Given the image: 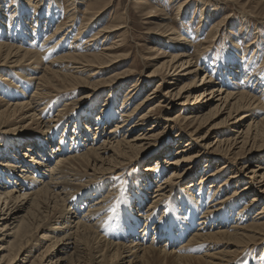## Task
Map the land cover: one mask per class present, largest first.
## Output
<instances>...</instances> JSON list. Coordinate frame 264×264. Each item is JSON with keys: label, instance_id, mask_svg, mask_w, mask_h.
I'll return each mask as SVG.
<instances>
[{"label": "bare ground", "instance_id": "1", "mask_svg": "<svg viewBox=\"0 0 264 264\" xmlns=\"http://www.w3.org/2000/svg\"><path fill=\"white\" fill-rule=\"evenodd\" d=\"M30 1H34L36 13L40 12V0ZM29 2L26 0L25 4ZM237 2L243 4L241 18H253L252 9H261L264 14V0ZM178 4L176 18L184 13L185 4L182 1ZM5 5L6 8H2ZM71 5L72 9L67 11L71 21L67 28L70 29H63L65 25L62 24L50 31L47 25L55 19L53 15L46 17L43 30L38 24L31 28L26 22L27 14L21 12L19 5L0 0V135L4 137L0 146L2 142L10 143L0 152V264H233L236 259L233 257L240 251L251 248V253L264 246V205L250 217L252 209L264 203V153L253 159L256 164L248 171L249 160L240 162L253 151H264V91H255L261 84L259 78L255 89L243 87L241 83L251 71L238 61L237 65L223 70L229 78L222 82L219 76L189 58V52L182 48L188 47L189 40L176 34L167 24V17L159 19L151 14L154 8L146 5L149 12L145 17L155 19L151 24L156 32L154 35L159 38L154 41L157 45L154 53L164 51L160 64L147 74V79L154 80L164 71L163 79H169L164 85L167 89H163V98L131 123L136 112L149 104L150 97L153 94V98L156 97L162 84L159 81L140 98V103L133 105L143 90L139 88V80H128L134 69L120 67L124 54H117L116 50L123 45L124 36L114 41L115 36L111 44L106 42L125 29L126 23L118 21L117 17V22L100 26L102 28L87 39L88 43H94L90 49V45H82L83 35L89 34L87 27L97 24L108 8L103 1H94L80 13L76 0H71ZM12 9L13 16L20 20L19 25L10 19L12 15L8 10ZM199 11V20L216 18L208 33V39L213 40L214 31H218V26L228 18L221 21L214 13H206L203 6ZM78 13L83 15V24L72 36ZM6 14L11 22L3 18ZM15 29L19 31L16 33ZM64 30L68 31L60 39ZM170 41H174L171 53L165 55ZM22 45L27 47L22 49ZM145 46L142 45L146 49ZM251 46L252 43L247 42L245 47ZM46 56L55 58L49 61ZM13 73L15 80L10 81L8 77ZM199 76V84L194 83ZM127 81L132 82L125 86ZM84 87V93L72 101L73 93ZM260 89L261 86L258 91ZM122 90L125 94L119 108L115 101ZM136 91L132 98L130 95ZM103 92H106L105 103L101 106L100 118L81 115L73 121L70 114L85 106L79 100L88 97L92 102ZM170 97L178 103L174 105L168 100ZM189 97L194 98L193 104L187 103ZM54 98L64 102L56 106L61 109L51 117V111L46 108ZM71 105L74 109L70 111ZM112 107L115 116L119 112L120 121L106 129L109 120H114L106 116ZM175 110L177 113L168 115L164 121L155 119L144 128L145 122L156 113ZM181 118L192 132L185 129L186 126L181 127L172 145H157L164 137L159 130H175ZM218 118L223 119L200 137L203 144L195 145L192 138L198 135L199 127L209 126ZM62 123L65 125L63 133L58 129ZM91 124L94 128L89 132ZM9 127L14 130L5 131ZM70 128L75 138L65 135V130ZM57 130L62 133L59 137ZM23 132L27 134H20ZM153 147L158 148V152L150 158L140 156ZM197 147L200 148L195 150ZM172 149L175 152L170 155ZM203 159L201 175L194 179ZM156 161L163 166L160 175L153 173ZM215 162H222V166ZM143 163L148 165L143 167ZM125 165H128L125 172L136 166H141L142 170H138L133 179L136 187L113 209L119 198L115 196L114 201L113 192L122 184L113 189L112 178L119 177ZM245 171L247 173L242 175ZM227 172L229 176L221 178ZM187 176H191L190 181L181 186L178 197L174 196V191ZM98 185L101 186L96 189ZM231 187L234 189L229 193ZM148 193H152L150 197ZM88 199L93 200L87 203ZM138 224H141L140 230L136 228ZM137 232L142 236H137ZM149 234L150 242L146 238ZM161 239L164 240L159 245ZM35 251L38 254L29 261Z\"/></svg>", "mask_w": 264, "mask_h": 264}, {"label": "rangeland", "instance_id": "2", "mask_svg": "<svg viewBox=\"0 0 264 264\" xmlns=\"http://www.w3.org/2000/svg\"><path fill=\"white\" fill-rule=\"evenodd\" d=\"M6 1H12V3H14L16 6L19 5V8L21 9V12L23 14H27V21L26 22L28 24H30L31 28L35 24H38V28H40V30H43L44 27H45L44 23L46 21V17L47 16L50 17L52 15L54 16L55 19H53L51 21V23L47 25V28H50L49 29L50 31L54 30L57 25L64 24L65 27L64 28L62 27V28L65 29V28H67L68 25L71 24V21L68 19V15H67L69 13L67 11H70L72 9L71 0L70 1L69 0H40V4H41L40 8L41 9L40 10L38 9V11H40V12H37V13H36V10H35L36 8H33L34 1L28 0V2L29 1L30 2L27 5L25 4L26 0H4V2H6ZM76 1L78 3L77 7H79V12L80 13L84 12V9L87 7V5L89 3L91 4L92 2L94 3V1L97 2V3H98V1H100V2L103 1V3L106 4V6L108 8V10L106 12L107 14L105 13L106 15L103 18H101V20H98L99 24L98 23L94 24V25L92 24L93 26L90 25L89 27H87V28H90L89 29V34H88V32H86L83 35L82 45H84V46L85 45H90V49L92 47H94V46H92L94 43H88L87 42L88 41L87 39H89L88 37L90 35H93V34L95 35V33H97L98 30H100L104 25H109V23L112 24V23L117 22L116 21L117 17L119 18L118 21H122V22L126 23L125 24V26H126L125 29H122V30L118 31V33H119V34L117 33L118 35L115 34L112 38L110 37L111 39L109 41H106V42H107V44H111V42L113 40L115 41L118 38L122 39L121 37L124 36L123 37V41L124 42H122L123 45L119 49L120 51L116 50L117 54H119V53H120V55L124 54V57L123 56L121 57L122 61L119 62L121 64L120 67H121V69L122 68H133L135 72H133L131 76H128V80L131 79V78L133 80H135V79L139 80L140 81L139 88L143 90V92L135 98L133 105H137L138 103H140V101H139L140 98L143 97L146 93H149V90L153 89L154 86H157L159 81L162 84V86H161L162 89H160L158 91V93L155 94L156 97L153 98L154 94L150 97L152 99L150 100L149 104H147L145 107H143L138 112H136V114L133 116V120L131 121V123L133 121L138 120L139 116L145 110H147L150 105H152L153 103L154 104L157 103L159 101V99L163 98V89L164 90L167 89V88L164 87V85H165L166 82H168V79H169L168 77H167L168 79H163L165 77V75H166L165 71L163 73H159L158 75L156 74L157 77H154V80L152 79V77H151L150 80L147 79V77H148L147 74L152 73L154 71V69H156L155 67L158 64H160L159 60L164 57V55L162 54L164 51L161 50V52H162L161 54L163 56H161V54H159L160 52L158 53V51H156L154 53V49H157L156 48L157 45H155L156 43H154V41L156 39H159V38L154 35V33H156V32H155V30H153V25L151 24L152 23L151 20L155 21V19L154 18L145 17V15H147L148 12H149V10L145 9L146 5H148L151 8H154V10H153L154 12L151 13V14H155V16H157L159 19L167 17V19H165L167 24L170 27H172V29L174 31H176V34L178 33L177 34L178 36H181V37L183 36V37H185V38H187L189 40V44L187 43L188 47H182V48H183V50L186 49L189 52V58L192 59L193 61L197 62L198 66H201V67H203V68H205L207 70H210L211 74L219 76L221 81H222L223 79L227 80L229 78L228 74H227V77H225L226 72H224V71H226L228 69L229 65H231V66L234 65L235 66V64L237 65V63L239 61L241 64L244 63L247 66V68H249L250 71H251V74H249L247 76V79L244 80L245 82L242 81L241 84L243 85V87H250L251 89H253L254 85L257 83L256 79L259 78L258 79L259 82L261 81V84H260L261 89L258 91L260 86L257 87L258 89H255V88L254 89L258 93L259 92L261 93L262 91H264V78H261V76L264 77V14H263V11L261 9H252V12H253L252 15H254V17L253 18L244 19L243 17L241 18V11H242L241 8H242L243 4H241L240 2H237V0H235V2H234V0L233 1L232 0H212V1H210L211 3L208 2L209 0H206V1L205 0H88V1H86V0H76ZM80 1H81L82 4H79ZM90 1H92V2H90ZM139 1L142 2V3H140ZM181 1H182L183 4H185V6L183 7L184 13L182 14L183 16L181 14H179V16L176 18L175 13H176L177 7L179 5L178 3H181ZM246 1L247 0H241V2H246ZM248 1H250V0H248ZM107 3H110V4L107 5ZM69 4H70V6H69ZM201 6H203V8L206 9V11H205L206 13H208V14L214 13L215 15L218 16L217 18H219V20H221V21L226 19V18H228L224 23L222 22L218 26V31H214V35L215 36H214L213 40H209L208 39V33L211 30V26L213 25L212 23H214L213 21L216 18L211 16L210 19L209 18H206V19L204 18L203 20H199L198 19V15H199L198 12H200L199 10H200ZM238 6L240 8H238ZM2 8H6V5L4 7H2ZM156 9H157V11H156ZM8 11L12 15L10 19H12L13 22H15V25H19V21L20 20H19V18L18 19L15 18V17H17L16 15L13 16V9L12 10H8ZM80 13H78L77 16H75V18L77 17L76 19L73 18V19H75L74 22H76L77 25L74 27V32H73L72 36L74 34H77V32H79V29L81 28V26L83 24L82 23L83 15H81ZM120 14H122V15H120ZM34 15H35V17H34ZM113 17H114V19H113ZM3 18L7 19L9 17L6 14L5 16H3ZM34 19H37L36 23H34V22L32 23V20H34ZM12 20L7 19V21H9V22H11ZM201 21H202V23H201ZM226 23H227V25H226ZM100 26H102V27H100ZM67 29L69 30L70 28H67ZM71 29H73V26L71 27ZM6 30H7V28H6ZM68 30H66V31L64 30L61 33V36L63 34H65V33H67ZM18 31H19V29L18 30L15 29L16 33ZM119 35H120V37H119ZM11 37H12V35H11ZM11 37H10V41L12 39ZM85 37H87V38H85ZM63 38L64 37L62 36L60 39H63ZM3 40H5V39H3ZM169 40H173V39H169ZM0 41H1V37H0ZM150 42H151V44H150ZM247 42H248V44L252 43V46H251L252 48L251 47H249V48L245 47L247 45ZM11 43L15 44V42H11ZM57 43H58V40H56L55 44H57ZM173 43H174V41H170L171 45L169 46L167 51L164 49L165 52H166V54L164 53L165 55H168L169 53H171L170 52V47L173 46L172 45ZM17 45L19 46V44H17ZM142 45H146L145 47H147V48L145 49L144 47H142ZM84 46H82V49H85ZM25 47H27V46L26 45H22V49H24ZM149 47H151L152 49L148 50ZM127 55H129V56H127ZM144 56H145V58H144ZM148 56L150 57V59L147 60ZM226 56H229V57H226ZM155 57L158 58V59H156ZM160 57H162V58H160ZM52 58H55V57H51L50 58V57L46 56L45 59H50L49 61H51ZM255 58L256 59L259 58V59L256 60ZM167 59H169V57H167ZM225 59H226L227 63L224 61ZM164 60L165 59L161 60V62L164 61ZM233 60H236V61H233ZM229 61H231V62H229ZM249 61H251L252 63H250ZM255 61L257 63H255ZM222 62H224V63H222ZM260 62H261L262 66L260 65ZM6 70H7V73H9V68H7ZM156 71H158V70H156ZM245 72H246V70H245ZM255 72H257V73H255ZM178 74H179V78H180L181 75H180V73H178ZM221 74H223L222 77H221ZM252 74H255L254 75L255 79L253 77V79H251V81L246 82L248 80V77H250ZM2 75L3 74H1V76ZM257 75H258V77H257ZM8 78H9L10 81L15 80V74L14 75H9ZM197 78H198V79H196L197 82L195 81L194 83L199 84L198 81H200V79H199L200 76L197 77ZM183 79H185V77ZM129 82H132V81H127L125 83V86H127V84H129ZM222 82H224V81H222ZM257 85H258V83H257ZM14 86H15V83H14ZM84 91H85V87L82 88V89H79L77 92H75L76 94L73 93L72 101H74L75 99L79 98L80 94L84 93ZM137 92L138 91H136L135 93H133L130 96H132V98H133V96L136 95ZM14 93H16V90L14 91ZM105 94H106V92H103L98 98H95L96 100L93 99L92 102L89 101L88 97H85V99L79 100V103H84L85 106L81 110L78 108L77 111H79V112H77L75 110V112H72L70 114V116L72 115L71 118L73 119V121H77V117H80L81 115H82L83 118L85 116L87 117L89 115H91L89 117H92L94 119L100 118L99 112L102 109L101 108L102 104L105 103L103 101V99H104L103 97H104ZM124 94H125L124 90H122L119 94H117L118 96H117L115 102H116L117 107H119V108L121 106ZM2 98L6 99L4 96H2ZM168 100L169 101H173L171 97L168 98ZM182 100L184 101V99H182ZM188 100L189 101L187 103L189 105L193 104L195 102L194 98H191V97H189ZM61 101L64 102L62 99L54 98V100L51 103L49 102V106L46 109H47L48 112L51 111L50 112L51 117L56 115V110H60L61 109V107H56V106L62 104ZM177 103H178L177 101H173L174 105H176ZM76 104L77 103H75L74 106ZM72 106L73 105H71L70 111H71V109H74ZM106 108H107V106L104 109H106ZM118 113L119 112H117V115L115 116V111H114L113 107H112V110L110 112L106 113V116H110L111 118H114V120H111V119L109 120L108 119L110 122L108 124L109 126L106 127V129H110L112 127V125H114L115 123L120 121ZM175 113H177L176 110L172 111L171 113L170 112L169 113L166 112L165 114H163L162 112L156 113L155 116L154 115L152 116L151 120H149L148 122H145L144 128H148L150 124H152L154 121H156L155 119H157L159 121H164L165 118L169 117L168 115L172 116ZM181 117H184V114H181ZM222 119L223 118L213 119V121L210 122L211 124L209 126H205L204 125L203 127H201L202 126L201 125L199 127L201 130L198 129L201 132L199 131L198 135L197 136H193V138H192L194 140L193 141L194 144L195 145L203 144L200 141V137L208 132L207 130H208L209 127L213 126V124L220 123L222 121ZM92 124L95 125L96 123H92ZM93 125L91 126V128H89V132L91 130H93V128H94ZM184 126H186V122L181 118L179 121H177L175 130H173V131L170 130L169 131L168 129L167 130L160 129L159 130V132H161L160 135H163L164 137H163L162 140L157 141V145H160L161 147L162 146L163 147L166 146V144L167 145H172V142L174 143V140H175L174 137L176 135L177 130L180 129L181 127H184ZM60 127L58 129H60L62 131V133H63L65 125L64 124L62 126L60 125ZM164 127H162V128H164ZM27 128H29V127H27ZM72 128H70L69 130L68 129L65 130L66 131L65 135L68 136L69 139L72 138V137L75 138V136L72 134ZM195 128H196V125H194L193 129H195ZM32 129H33V127L30 130H32ZM185 129H188V127L186 126ZM9 130H14V128L9 127L7 129H5V131H9ZM33 131L34 130H32V132ZM61 131L57 130V133H56L57 137L60 136L59 134L61 133ZM140 131H142V130H140ZM140 131H138V132H140ZM106 132L107 131L103 132V134L106 135ZM189 132H192V131L189 130ZM12 133H14V132H10V134H12ZM25 133L23 132V133H20V134L26 135L27 133L26 134ZM17 134H18V132L16 133V136H18ZM6 135H9V134H6ZM206 137H208V136H206ZM212 137L213 136L210 137L211 141H213ZM3 138H4L3 135H0V140L1 141H3ZM16 139H19V137H17ZM195 141H196V143H195ZM197 142H199V143H197ZM53 143L56 144L58 142L57 141H53ZM9 145H10V143L8 141H6L4 143L2 142V145H1L2 147L0 146V152H1V150H4V149L8 148ZM198 148H200V147H197V149L195 148V150H198ZM174 150L172 149L170 151L171 152L170 155H172L175 152ZM234 151L237 152L238 150L236 149ZM157 152H158V148L153 147V148H150V150L145 151L144 153H142L140 156L143 157L144 159H148V158H150V156H152V154H155ZM262 153H264V151H262V152L261 151L260 152L259 151H253V153L250 154L249 157L246 156V158H244L242 161H240V160L239 161L244 163V161L249 160L248 163H247V166H246V169L248 171L256 164V163H253V159L255 157L260 156ZM3 159L1 161H4ZM156 162H155V164L157 165L158 169H156V165L153 164V165H155V169H156V170L155 169L153 170V173L155 172L154 175H160V172L162 171L163 166H162V164L159 161H156ZM240 162H238L239 163V167L241 166ZM204 164H205V159H203L202 161L199 162V166L198 167L200 168V170L198 172V175L196 177H194V179H196L197 177H199V175H201V171L203 170L202 165H204ZM215 164H217V166H222L221 165L222 162H219V163L215 162ZM141 165L143 167H146L148 164H146V166H145V163H143ZM149 165H151V163ZM124 167L125 168L121 169V171H120L121 174L119 175V177H113L112 178V180H113V182L115 184L114 186H112L113 189H116L118 187L119 183L122 184L121 185L122 189L120 188L121 190L119 189L117 192H113L114 193V195H113L114 201L116 200L115 196H117V198L119 197L118 200L115 202L116 204L115 203L113 204L114 205V206H112L113 209L116 208L115 206L119 207L120 204L125 200L124 198H125V196H127V193H129L133 188L136 187L135 186L136 182L133 179L135 178V176L139 172L138 170H142L141 166H136L135 168L128 169L127 172H125L127 167H128V165H125ZM214 167H215V165L213 166L211 171L215 169ZM159 168H160V170H159ZM247 171L241 172L242 175H245L247 173ZM80 173H82V171H80ZM89 173H91V172H89ZM229 174L230 173L227 172L221 178H224L225 176H229ZM80 175L83 176V173L79 174V178H81ZM190 178H191V176H189V177L187 176V177H185L183 179L182 184L178 188H176V190L174 191V196L178 197L180 195L181 186H183V184H185V183H188L190 181ZM140 181L142 182V178L140 179ZM138 183H140V182H138ZM99 186H101V185H98L96 187V189L99 188ZM151 189H152V187H151ZM151 189H150V192H151ZM233 189H234V187H231L228 192L231 193V191ZM94 191H95V189H94ZM108 192H109V190L107 191V193ZM92 193H94V192H91V194ZM151 194L148 193V196L150 197ZM250 196H251V193H250ZM94 198L95 197H93V199ZM93 199H91V200H93ZM91 200L88 199L87 203L89 201H91ZM262 205H264V203H261L256 208L252 209V211L250 212V217H252L253 214L255 213V211H257L256 209L261 207ZM112 213H113V211H111V214ZM112 215H114V213ZM140 225L141 224H138L136 226V228L139 229V230H140ZM138 235L142 236V233L137 232V236ZM149 236H150V234L147 235L146 238H147V241L150 242L152 237L150 238ZM132 239H134V238H132ZM163 240L164 239H161L158 244L162 245ZM45 245H46V243H45ZM250 249L251 248H249V250L240 251L236 256L233 257V258L236 257V259L232 263L233 264H264V246L262 245V246L258 247L257 249H255L251 253H250ZM37 254H38V251L37 252L35 251L33 253V257L30 258L29 261L32 260ZM255 259L259 260V261H256ZM19 260H21V259H19ZM26 264H28V263H26Z\"/></svg>", "mask_w": 264, "mask_h": 264}]
</instances>
